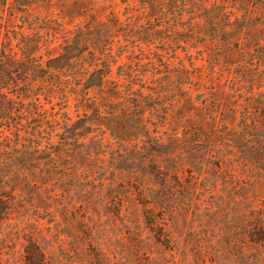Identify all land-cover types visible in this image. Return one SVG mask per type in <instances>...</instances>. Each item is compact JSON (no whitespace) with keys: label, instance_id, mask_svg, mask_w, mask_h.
Masks as SVG:
<instances>
[{"label":"rangeland","instance_id":"rangeland-1","mask_svg":"<svg viewBox=\"0 0 264 264\" xmlns=\"http://www.w3.org/2000/svg\"><path fill=\"white\" fill-rule=\"evenodd\" d=\"M31 2L30 19L44 37L39 53L46 55H58L66 37L88 25L87 48L98 53L111 39L116 52L124 28L136 23L145 32L163 18L140 0ZM24 15L18 13V23ZM112 25L117 28L107 31ZM259 27L252 23L249 34L231 42L233 50L200 37L177 50L161 41L169 63L160 64L158 79L148 67L142 80L145 87L166 84L156 110L146 102L142 114L151 135L117 138L98 126L85 136L54 135L35 177L0 183L6 190L0 208L10 207L0 210V264H29L35 242L51 264H264V239L254 235L264 229ZM69 111L80 127L84 120L74 106ZM9 170L0 165L1 175Z\"/></svg>","mask_w":264,"mask_h":264},{"label":"trees","instance_id":"trees-1","mask_svg":"<svg viewBox=\"0 0 264 264\" xmlns=\"http://www.w3.org/2000/svg\"><path fill=\"white\" fill-rule=\"evenodd\" d=\"M31 1L0 0V165L10 167L9 173L0 174L3 184L35 177V163L54 145V135L85 136L97 126L117 138L151 135L142 114L147 111L146 102L149 111L156 110L166 84L145 87L142 80L148 67L158 79L160 64L169 63L159 47L161 41L175 44L177 50L181 43L187 45L200 37L203 42L220 43V49L226 45L233 50L231 42L249 34L252 23L260 25L257 31L264 37V0H140L150 10L157 9L163 17L161 24L145 32L136 23L130 24V29L124 28L126 40L121 41L118 52L113 51L111 39L100 43L98 53L87 48L85 28L89 31L92 26L88 25L81 26L72 40L66 37L58 55H46L39 53L44 37L30 19L34 11ZM18 13L25 14L21 23ZM117 25L124 27L122 22ZM114 27L107 31L113 32ZM121 79L127 83L121 84ZM71 106L84 120L81 128L72 121ZM44 134L49 136L45 144L41 140ZM21 163L28 172L19 168ZM5 192L0 190V197ZM14 192L15 188L10 196ZM8 209L0 208L1 213ZM257 231L254 235L264 239V229L260 226ZM32 245L35 249L27 250V263L51 264L41 246ZM201 252L200 258L204 256ZM192 261L223 264L222 260ZM238 262L258 264L259 260Z\"/></svg>","mask_w":264,"mask_h":264}]
</instances>
